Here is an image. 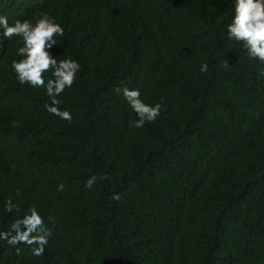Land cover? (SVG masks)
Returning <instances> with one entry per match:
<instances>
[{"label": "trees", "instance_id": "1", "mask_svg": "<svg viewBox=\"0 0 264 264\" xmlns=\"http://www.w3.org/2000/svg\"><path fill=\"white\" fill-rule=\"evenodd\" d=\"M232 6L0 0L9 25L54 17L65 35L50 53L81 66L59 97L68 124L18 83L19 42L0 29V231L33 206L55 218L42 257L0 241V264H264V65L227 39ZM124 87L166 111L130 127Z\"/></svg>", "mask_w": 264, "mask_h": 264}, {"label": "clouds", "instance_id": "2", "mask_svg": "<svg viewBox=\"0 0 264 264\" xmlns=\"http://www.w3.org/2000/svg\"><path fill=\"white\" fill-rule=\"evenodd\" d=\"M232 5L233 16L227 26V39L240 45L249 59L264 65V0H232ZM0 29L3 30L2 36L9 42H19L20 46L15 52L19 59L11 62L18 83L33 90L42 89L48 98L43 106L47 113L71 124L73 116L70 111L61 110L62 100L59 97L74 85L81 66L71 58L59 60L49 51L56 46V38L65 35L63 27L54 17L43 12L38 14L35 22L31 19H15L11 25L6 16L0 15ZM222 66H228L226 60L222 61ZM200 71L207 73L208 65L202 64ZM259 75L264 76V67L260 69ZM115 91L122 93L123 99L136 116L130 123L132 128L139 129L146 123H155L162 111H166L162 103L154 106L146 104L140 98L138 89L124 87ZM109 178L106 174L91 176L85 187L92 189L98 179L103 181ZM57 190L63 191L64 185L59 184ZM120 198L119 194L112 196L116 201ZM4 209L7 213L20 211L11 198L6 201ZM49 224H55V218L49 215L46 223L45 218L33 206L22 217L13 220L7 230L0 231V241L13 246L17 255L21 252L19 246L24 245L30 249L32 256L42 257L52 235Z\"/></svg>", "mask_w": 264, "mask_h": 264}]
</instances>
